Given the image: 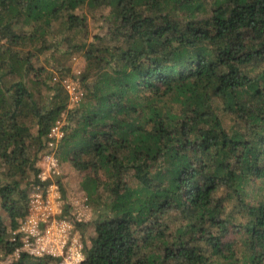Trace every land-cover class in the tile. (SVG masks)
<instances>
[{"label":"trees","instance_id":"1","mask_svg":"<svg viewBox=\"0 0 264 264\" xmlns=\"http://www.w3.org/2000/svg\"><path fill=\"white\" fill-rule=\"evenodd\" d=\"M59 121L99 218L83 264H264V0H0L6 255Z\"/></svg>","mask_w":264,"mask_h":264},{"label":"built area","instance_id":"2","mask_svg":"<svg viewBox=\"0 0 264 264\" xmlns=\"http://www.w3.org/2000/svg\"><path fill=\"white\" fill-rule=\"evenodd\" d=\"M73 61V72L80 75L85 61L77 57ZM61 83L69 95V109L79 106L85 96L79 80L70 76ZM63 136V122L59 121L36 162L39 173L28 195V212L7 239L16 245L14 252L7 255L8 264L23 255L33 259L49 257L56 264H83L86 260L85 231L91 217L90 200L83 190L70 196L74 193L70 194L65 185L64 168L56 152Z\"/></svg>","mask_w":264,"mask_h":264},{"label":"rangeland","instance_id":"3","mask_svg":"<svg viewBox=\"0 0 264 264\" xmlns=\"http://www.w3.org/2000/svg\"><path fill=\"white\" fill-rule=\"evenodd\" d=\"M88 20L90 24V34L91 35H100L104 34L107 31L108 24L103 18H97L93 14L88 15ZM80 59L84 60L86 62V59L84 57H79ZM54 58L51 57L49 53L41 54V58L39 61V64L46 65V67H50V64L54 63ZM59 76L60 73L57 70H54V73ZM64 178H65V185L67 186L68 191L74 194H71L70 196L75 195L76 191H82V187L80 185V176L79 173L76 172L72 167L69 166V164H64ZM71 190V191H70ZM91 217L86 225V231H85V238L88 245H90V237L94 235V229H95V223L98 221V217L95 215L94 209L91 206ZM9 238V237H8ZM7 255L4 254V250L2 245L0 244V264H8L7 262Z\"/></svg>","mask_w":264,"mask_h":264}]
</instances>
